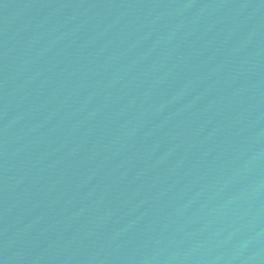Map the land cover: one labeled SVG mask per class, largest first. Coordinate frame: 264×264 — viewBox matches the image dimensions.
Listing matches in <instances>:
<instances>
[{"label":"water","instance_id":"water-1","mask_svg":"<svg viewBox=\"0 0 264 264\" xmlns=\"http://www.w3.org/2000/svg\"><path fill=\"white\" fill-rule=\"evenodd\" d=\"M0 264H264V0H0Z\"/></svg>","mask_w":264,"mask_h":264}]
</instances>
